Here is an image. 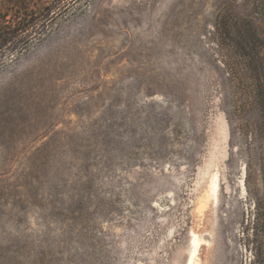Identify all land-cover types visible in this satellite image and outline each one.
<instances>
[{"label":"rangeland","instance_id":"obj_1","mask_svg":"<svg viewBox=\"0 0 264 264\" xmlns=\"http://www.w3.org/2000/svg\"><path fill=\"white\" fill-rule=\"evenodd\" d=\"M263 99L264 0H0V264H264Z\"/></svg>","mask_w":264,"mask_h":264},{"label":"water","instance_id":"obj_2","mask_svg":"<svg viewBox=\"0 0 264 264\" xmlns=\"http://www.w3.org/2000/svg\"><path fill=\"white\" fill-rule=\"evenodd\" d=\"M215 96V91L213 88H208L206 91H203V99H202V114H201V126L203 128V134L207 136L208 132L207 128H210L212 125V115L214 113V103H212V99ZM200 157V156H199ZM187 181L184 182L186 184ZM182 184L181 187L184 185ZM180 187V190H181ZM183 191V189L181 190ZM160 223H162L160 221ZM140 237V236H139Z\"/></svg>","mask_w":264,"mask_h":264},{"label":"bare ground","instance_id":"obj_3","mask_svg":"<svg viewBox=\"0 0 264 264\" xmlns=\"http://www.w3.org/2000/svg\"><path fill=\"white\" fill-rule=\"evenodd\" d=\"M219 189H220L219 177L216 176L215 179H214L213 201H212L214 205H216L217 200H218V192H219ZM200 246H201V244L196 239V236H192V239H191V242H190V246H189L190 247V250L188 251L189 253H188V257H187L188 258L187 264H193L194 263V260L197 258L198 254H199ZM179 256H181V255H179Z\"/></svg>","mask_w":264,"mask_h":264},{"label":"trees","instance_id":"obj_4","mask_svg":"<svg viewBox=\"0 0 264 264\" xmlns=\"http://www.w3.org/2000/svg\"><path fill=\"white\" fill-rule=\"evenodd\" d=\"M259 97H260V96H259ZM260 106H261V108H262V110H263V112H264V99H263V102H261Z\"/></svg>","mask_w":264,"mask_h":264}]
</instances>
